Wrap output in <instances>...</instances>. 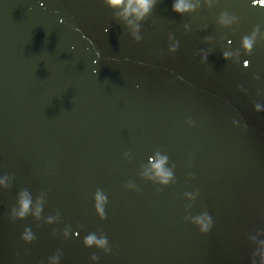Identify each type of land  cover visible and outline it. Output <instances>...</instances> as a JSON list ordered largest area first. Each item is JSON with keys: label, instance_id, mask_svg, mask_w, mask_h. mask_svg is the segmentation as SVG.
I'll list each match as a JSON object with an SVG mask.
<instances>
[{"label": "water", "instance_id": "obj_1", "mask_svg": "<svg viewBox=\"0 0 264 264\" xmlns=\"http://www.w3.org/2000/svg\"><path fill=\"white\" fill-rule=\"evenodd\" d=\"M170 2L157 0L137 40L102 0H0V264L54 253L59 264H249L251 238H264V110H253L264 37L248 55L239 40L264 32V7L196 0L177 16ZM221 12L237 19L222 26ZM157 152L174 174L166 186L142 176ZM22 191L39 218H9ZM202 211L203 235L184 220ZM89 232L107 237L108 255L83 247Z\"/></svg>", "mask_w": 264, "mask_h": 264}, {"label": "clouds", "instance_id": "obj_2", "mask_svg": "<svg viewBox=\"0 0 264 264\" xmlns=\"http://www.w3.org/2000/svg\"><path fill=\"white\" fill-rule=\"evenodd\" d=\"M157 0H102V3L114 10L118 19L126 26L131 28L132 35L135 39L139 40L138 29L140 22L144 20L152 11ZM212 2V0H208ZM251 5H260L264 7V0H251ZM197 7L196 0H171L170 10L177 16H184L195 10ZM237 17L230 15L228 12H221L217 17V22L226 26L233 23ZM258 34L264 37V32H261L260 26L257 25L252 29L249 34L243 35L239 40V49L245 55L252 52L254 45L257 44ZM171 39V37H170ZM231 43V41H229ZM178 42H174L168 48L170 54L174 53L177 49ZM230 53L225 51L221 54L222 59H227ZM206 59V57H204ZM95 63V61H93ZM248 60H243L241 66L248 67ZM95 71V70H93ZM253 110L261 112L264 110L260 104L253 106ZM191 126V123H189ZM128 156L127 152L122 154V158ZM149 166L142 173L147 180L156 183L160 186H166L173 180V171L167 166L168 157L166 155L155 153L148 158ZM6 185V178L0 177V187ZM125 190H134V186L130 183L124 185ZM191 199H194L196 193H186ZM107 203V195L101 189H96L92 195V207L96 217L100 220L105 218V205ZM41 213V205L39 200L33 204L31 196L27 192H20L17 194L14 206L9 212V218L12 220H23L25 217L32 216L33 218H39ZM56 217H48L47 221L51 223ZM184 220L195 227L200 234H206L212 227V218L207 211L198 212L192 216L185 215ZM78 231H73L72 235L77 236ZM64 236L67 237L68 233L65 231ZM35 236L30 227H25L20 234L19 239L29 244L34 240ZM81 243L84 248H94L98 251H102L104 255H108L110 248L108 247V240L105 235L98 236L95 232H89L83 236ZM253 245L249 258V264H264V238H258L254 236L251 238ZM89 260L95 264L98 257L92 254ZM60 254L54 253L47 258V264H59Z\"/></svg>", "mask_w": 264, "mask_h": 264}]
</instances>
